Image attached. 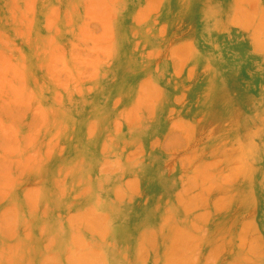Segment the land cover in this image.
<instances>
[{
	"label": "rangeland",
	"instance_id": "1",
	"mask_svg": "<svg viewBox=\"0 0 264 264\" xmlns=\"http://www.w3.org/2000/svg\"><path fill=\"white\" fill-rule=\"evenodd\" d=\"M0 264H264V0H0Z\"/></svg>",
	"mask_w": 264,
	"mask_h": 264
}]
</instances>
